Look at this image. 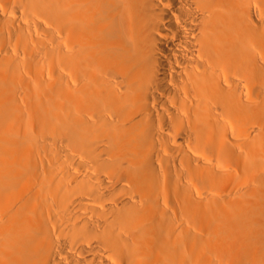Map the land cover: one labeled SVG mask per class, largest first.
<instances>
[{"label": "bare ground", "instance_id": "6f19581e", "mask_svg": "<svg viewBox=\"0 0 264 264\" xmlns=\"http://www.w3.org/2000/svg\"><path fill=\"white\" fill-rule=\"evenodd\" d=\"M0 264H264V0H0Z\"/></svg>", "mask_w": 264, "mask_h": 264}]
</instances>
